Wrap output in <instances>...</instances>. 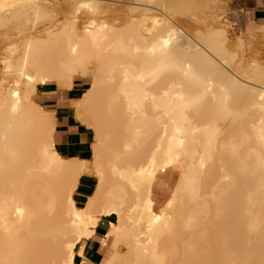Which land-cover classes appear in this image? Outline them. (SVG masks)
<instances>
[{
  "label": "bare ground",
  "instance_id": "6f19581e",
  "mask_svg": "<svg viewBox=\"0 0 264 264\" xmlns=\"http://www.w3.org/2000/svg\"><path fill=\"white\" fill-rule=\"evenodd\" d=\"M31 2L39 8L12 17L11 9L0 12L1 38L12 26L27 35L6 45L0 75V260L43 264L56 256L70 226L64 192L71 186L77 209L101 188L120 213L97 217L91 228L93 237L101 219L112 220L98 264H264V64L237 61L221 20L212 19L204 33L174 24L168 13L195 11L201 0L138 1L127 8L137 19L123 23L100 19L103 0H69L60 10L64 22L39 32L36 25L53 24V16L43 1ZM80 15L88 19L81 23ZM85 65L87 74L80 70ZM79 77L90 84L69 106L76 123L92 132L88 160L57 149L54 112L35 101L39 89L71 90ZM65 79L69 87L62 88ZM75 104L91 128L77 120ZM170 148L179 156L167 169L178 173L172 207L169 200L155 213L154 183L134 192L129 180L142 167L152 171L153 157L166 162ZM85 177L96 182L78 207L73 196ZM114 226L118 240L109 236Z\"/></svg>",
  "mask_w": 264,
  "mask_h": 264
},
{
  "label": "rangeland",
  "instance_id": "374dc122",
  "mask_svg": "<svg viewBox=\"0 0 264 264\" xmlns=\"http://www.w3.org/2000/svg\"><path fill=\"white\" fill-rule=\"evenodd\" d=\"M42 1L43 4L47 5L50 14L53 16V24H51L52 23L51 19L44 20V22H42L43 21L42 20L40 23L36 25L37 26L36 30L38 32L49 27V25H54L55 23L57 24V22L58 24L64 22V17L61 14L60 10L63 6L66 5V3H68L69 0H41V2ZM103 1H104L103 2L104 5L102 4L101 6L104 12L101 14L102 17L99 15L100 19L103 18L102 20L113 21L116 23H123L129 18L137 19L138 16L136 14H129L127 12V8L132 4L135 3L138 4L139 2H144V0H103ZM201 1H202L201 6L197 8V10L194 9L195 11L190 10L191 12L184 11L185 13L183 12L182 14L179 13H168V14L172 16L175 25L179 26L189 34H192L194 32L196 33V31L197 33L198 32L204 33L205 29L212 24L211 23L212 19L221 20V22L224 25V28L227 31V35H229L228 36L229 43L233 46L232 49L234 52H236V56H237L238 46L242 48V53L241 55L237 56V61L239 57L240 60L243 62L246 61L247 63L248 62L253 63L255 60L261 64H264V31H261L262 28L249 27L250 23H248V21L245 18H243L242 11L237 10V6L235 5L234 0H201ZM155 15H157L158 17L161 16L160 13H156ZM81 16L82 15H80L79 17V22L81 23L88 19L84 15H83L84 17L82 16L83 18ZM261 24H263V22H258L255 25L259 26ZM12 28L10 27L8 29L10 32H8L7 30L5 39L3 37L2 38L0 37V45H1L0 75L3 69L2 60L4 58L3 52L6 45L7 46L10 45V43L12 44L14 43L15 45L16 44L18 45V43H20L22 39L25 40L27 37L26 34L19 33L20 30L16 29V27H14L15 29ZM241 42H243L242 45ZM86 80L87 82L84 80L85 82L84 85H82L80 88L75 87L74 90L70 93L71 99H77L80 96V94L86 89L90 81L89 79ZM46 90L47 89H39L35 97V101L45 109L47 107L46 101L49 99H53V94L45 93ZM91 142H92V132H91ZM90 155H91V151H90ZM177 178H178L177 173H167L164 176L158 175L156 177V180L152 186V193H153L152 199L154 202L155 213H162V210L164 209L166 203L171 199V195L176 185ZM93 180L94 182L92 186L95 185L96 182L95 178H93ZM77 205L78 207H82L84 204L83 205L77 204ZM104 222L108 227V222L106 220H104ZM117 251L118 253H122V251H124L123 245H120Z\"/></svg>",
  "mask_w": 264,
  "mask_h": 264
},
{
  "label": "snow or ice",
  "instance_id": "6c2138e0",
  "mask_svg": "<svg viewBox=\"0 0 264 264\" xmlns=\"http://www.w3.org/2000/svg\"><path fill=\"white\" fill-rule=\"evenodd\" d=\"M91 6L88 4H80L79 8L87 9ZM192 7V5H190ZM27 8H33L38 9L39 5L32 3L31 0H27V2H21V3H12V4H4L3 2H0V12H5L7 9H11V12H8V16L12 17L14 15L18 16L19 12L18 10L27 9ZM40 19V13H37V20ZM31 22V21H29ZM8 21L5 22L4 26H7ZM106 27V26H105ZM87 32V29H85ZM261 31H264V28L261 29ZM89 35H91L89 33ZM221 39L226 44L227 43V37L220 33ZM165 44L168 43V41H164ZM243 42H241V45ZM30 47V45H29ZM73 52H76V49H72ZM242 48L238 46L237 48V56L241 55ZM5 65H7L9 62L7 60L4 61ZM27 67V60H25V68ZM81 71H84L87 74V65H85ZM6 71H11V69H6ZM19 75L21 77H24L25 71L20 70ZM27 79L29 83L31 84L33 82V76L29 74L27 76ZM47 82V81H44ZM62 88L69 87L67 80L61 81ZM17 88H19V84H17ZM96 84L92 83V90L95 91ZM31 94V89H29L28 93H26V97ZM12 95L16 99V104H19L20 101V92L16 91L13 92ZM167 95V93H165ZM61 99V102L65 106H69V102L66 98H59ZM155 97L152 98L153 102H155ZM261 101H264V95H261L260 97ZM76 111H77V120L88 123V127L91 128L93 125L90 121L85 120V117L81 113V105L75 104L71 105ZM131 107V105H130ZM15 107H13V111H15ZM51 125L49 124V128ZM177 132H180L181 130L177 128ZM262 138H264V134H262ZM99 139V138H98ZM179 144L182 147L184 144L183 140H179ZM45 153L48 152V149H44ZM179 160V156L174 154L169 149V158L166 162L161 161L160 164H157V161L155 157H153V160L151 162V168L152 171H148L145 168H141L138 173L134 174V178L129 180V183L132 186V190L134 192H139L141 188H143L145 191H147L151 184L155 182V173L157 170H167L170 166L174 164L175 161ZM115 171V169L113 170ZM120 178L124 179V175L120 174ZM101 184H103V180H101ZM179 190V189H178ZM71 186L68 187V189L64 192V199L67 201L68 204V220L70 222V226L65 230V234L63 235L62 239L60 240V247L56 254V256L53 259L44 261L43 264H89L88 256H87V243L89 238L92 237L91 228L98 223L97 217L108 214L110 215L112 212H118V209L115 206H109L107 202L103 199V192L101 188L97 189V194L92 199L88 201L87 207H84L82 209H77L75 204L73 203V200L71 198ZM173 198H175V194H173ZM168 207H172V201L170 200L168 202ZM103 209V210H102ZM146 211L151 212V200L148 201L146 205ZM156 220H160L161 218L159 216L155 217ZM3 221V212L0 210V222ZM5 231H8L7 225H4ZM121 232V229L113 227V231L109 232V236H115L117 240L119 239V234ZM115 247V245H112ZM0 264H11V262H5L0 260ZM105 264H114L113 261L106 260ZM139 264V262H137Z\"/></svg>",
  "mask_w": 264,
  "mask_h": 264
},
{
  "label": "crops",
  "instance_id": "0c3cea01",
  "mask_svg": "<svg viewBox=\"0 0 264 264\" xmlns=\"http://www.w3.org/2000/svg\"><path fill=\"white\" fill-rule=\"evenodd\" d=\"M234 1L235 5L237 6V10L242 11L243 18H245L248 23H250L249 27L264 28V0ZM258 22H263V24L256 26L255 24ZM77 79H74L73 88L71 90H52L53 87L49 86L45 93H52L53 99H49L46 101V109L53 111L56 118L57 131L54 135V142L56 143L57 149L67 157L88 160L90 159L89 155L91 151V132L84 126L80 125L79 123H76L74 119L73 109L70 108V106H65L61 102V99H59L66 98L68 102L73 100L70 98V93L74 90L75 87L80 88L82 85H84V80L88 78L79 77ZM167 173L177 172L174 170H167L166 172L159 173L158 175L164 176ZM158 175H156V177ZM93 182V177H85L79 181L77 190L75 191V194L73 196V199L75 200L76 204L83 205L86 199L92 194L94 189V185L92 186ZM151 198H153V193L151 195ZM106 219L107 218L101 219L97 228L94 231L93 237L88 240L86 251L90 264H98L101 260V254L99 252V243L107 230V225L104 222V220ZM98 257L99 259H96ZM95 259L97 260V262Z\"/></svg>",
  "mask_w": 264,
  "mask_h": 264
},
{
  "label": "trees",
  "instance_id": "16d2710c",
  "mask_svg": "<svg viewBox=\"0 0 264 264\" xmlns=\"http://www.w3.org/2000/svg\"><path fill=\"white\" fill-rule=\"evenodd\" d=\"M75 79H77V78H75ZM85 81L87 82V80L85 79ZM88 88V86L86 87V89ZM56 144V143H55ZM108 222H110V221H112L111 219H109V218H107L106 219Z\"/></svg>",
  "mask_w": 264,
  "mask_h": 264
}]
</instances>
